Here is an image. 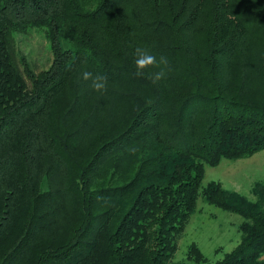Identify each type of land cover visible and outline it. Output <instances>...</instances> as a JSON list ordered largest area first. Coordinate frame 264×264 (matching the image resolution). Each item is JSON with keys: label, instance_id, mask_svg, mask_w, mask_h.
Listing matches in <instances>:
<instances>
[{"label": "trees", "instance_id": "16d2710c", "mask_svg": "<svg viewBox=\"0 0 264 264\" xmlns=\"http://www.w3.org/2000/svg\"><path fill=\"white\" fill-rule=\"evenodd\" d=\"M137 47L165 79L135 75ZM260 151L264 0H0V264H182L199 198L243 219L215 264H264V183L254 202L202 185Z\"/></svg>", "mask_w": 264, "mask_h": 264}, {"label": "rangeland", "instance_id": "374dc122", "mask_svg": "<svg viewBox=\"0 0 264 264\" xmlns=\"http://www.w3.org/2000/svg\"><path fill=\"white\" fill-rule=\"evenodd\" d=\"M32 36L28 42L25 40L23 50L30 58L31 67L39 70L48 59V43L36 31ZM210 182L220 184L223 190L236 197L256 201L255 186L264 183V151L245 159L222 160L216 167H205L202 185ZM242 221L239 215L222 211L199 198L194 214L177 239L173 261L196 264L187 260L188 248L194 245L205 260L198 264H215L239 244L241 233L238 226Z\"/></svg>", "mask_w": 264, "mask_h": 264}, {"label": "clouds", "instance_id": "9594fccd", "mask_svg": "<svg viewBox=\"0 0 264 264\" xmlns=\"http://www.w3.org/2000/svg\"><path fill=\"white\" fill-rule=\"evenodd\" d=\"M135 75L137 77H143L150 80L153 84H157L161 80L167 77V72L160 65H167V60L161 57L159 62L156 56L152 55L147 49L137 47L135 49ZM152 69H158L152 71ZM83 79L91 81L90 87L97 93L107 90V78L101 74H93L92 72L85 71L83 73Z\"/></svg>", "mask_w": 264, "mask_h": 264}]
</instances>
